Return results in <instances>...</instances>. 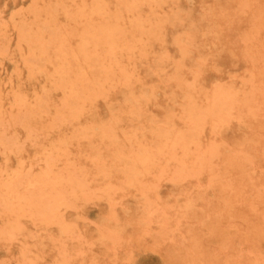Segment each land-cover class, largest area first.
Segmentation results:
<instances>
[{
    "label": "rangeland",
    "instance_id": "1",
    "mask_svg": "<svg viewBox=\"0 0 264 264\" xmlns=\"http://www.w3.org/2000/svg\"><path fill=\"white\" fill-rule=\"evenodd\" d=\"M188 1L0 0V264H264V0Z\"/></svg>",
    "mask_w": 264,
    "mask_h": 264
},
{
    "label": "bare ground",
    "instance_id": "2",
    "mask_svg": "<svg viewBox=\"0 0 264 264\" xmlns=\"http://www.w3.org/2000/svg\"><path fill=\"white\" fill-rule=\"evenodd\" d=\"M188 1V0H187ZM189 2V1H188ZM129 8V7H128ZM178 15V14H177ZM80 17V16H79ZM90 17V16H89ZM164 22V21H163ZM134 44V43H133ZM214 47V46H213ZM181 58H182V56H181ZM184 59V58H183ZM197 69V68H196ZM216 87V86H215ZM216 89V88H215ZM239 90V89H238ZM218 91V90H217ZM77 94V93H76ZM217 94V93H216ZM239 95V94H238ZM80 96V95H79ZM212 105V104H211ZM201 106V105H200ZM213 106V105H212ZM201 108V107H200ZM218 108V107H217ZM139 109V108H138ZM216 109V108H215ZM221 112V111H220ZM203 114V113H202ZM204 115V114H203ZM213 122V121H212ZM214 123V122H213ZM192 127V126H191ZM194 128V127H193ZM212 132V131H211ZM244 134V133H243ZM159 139V138H158ZM175 140V139H174ZM248 142V141H247ZM246 142V143H247ZM141 144V143H140ZM128 156V155H127ZM47 162V161H46ZM94 175V174H93ZM219 177V176H218ZM47 180V179H46ZM223 181V180H222ZM211 182V181H210ZM54 185H56V184H54ZM71 185V184H70ZM50 186V185H49ZM58 186H60V185H58ZM61 188V187H60ZM27 189V188H26ZM218 211V210H217ZM233 227V226H232Z\"/></svg>",
    "mask_w": 264,
    "mask_h": 264
}]
</instances>
